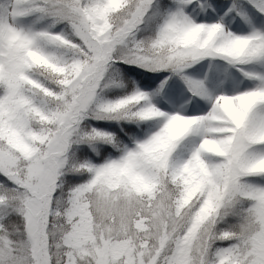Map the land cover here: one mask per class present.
<instances>
[{"label":"snow or ice","instance_id":"6c2138e0","mask_svg":"<svg viewBox=\"0 0 264 264\" xmlns=\"http://www.w3.org/2000/svg\"><path fill=\"white\" fill-rule=\"evenodd\" d=\"M0 264H264V0H0Z\"/></svg>","mask_w":264,"mask_h":264}]
</instances>
